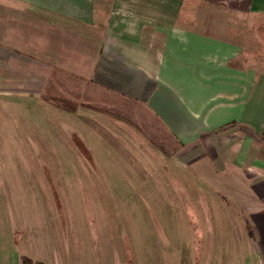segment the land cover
Segmentation results:
<instances>
[{
	"label": "crops",
	"instance_id": "obj_1",
	"mask_svg": "<svg viewBox=\"0 0 264 264\" xmlns=\"http://www.w3.org/2000/svg\"><path fill=\"white\" fill-rule=\"evenodd\" d=\"M257 18L264 0H0V102L135 108L243 213L264 264V70L244 52Z\"/></svg>",
	"mask_w": 264,
	"mask_h": 264
},
{
	"label": "rangeland",
	"instance_id": "obj_2",
	"mask_svg": "<svg viewBox=\"0 0 264 264\" xmlns=\"http://www.w3.org/2000/svg\"><path fill=\"white\" fill-rule=\"evenodd\" d=\"M249 25L244 52L264 70V19ZM72 96L0 102V264H253L217 182L135 108Z\"/></svg>",
	"mask_w": 264,
	"mask_h": 264
}]
</instances>
